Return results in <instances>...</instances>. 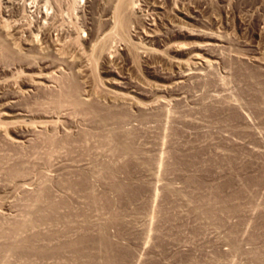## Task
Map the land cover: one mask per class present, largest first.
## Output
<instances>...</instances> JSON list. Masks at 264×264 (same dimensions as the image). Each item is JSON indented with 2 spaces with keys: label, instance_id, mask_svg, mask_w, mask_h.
I'll use <instances>...</instances> for the list:
<instances>
[{
  "label": "rangeland",
  "instance_id": "rangeland-1",
  "mask_svg": "<svg viewBox=\"0 0 264 264\" xmlns=\"http://www.w3.org/2000/svg\"><path fill=\"white\" fill-rule=\"evenodd\" d=\"M25 1L27 7L19 12L24 13L22 18L19 13L9 16L5 12L8 5L0 0L2 23L6 19L12 23L20 20L27 25L24 28L29 26L36 35L43 28L38 30L32 21L42 9L52 15L45 28L49 25L48 30L52 28L54 34L49 31V38L43 39L38 33L39 40L26 28L13 40L0 41V112L7 113L0 120L15 123L2 127L0 123L1 129L6 125L5 137L9 134L7 139L0 137V244L19 243L15 250L0 254V264H264V1L137 0L141 4L139 13L145 14H139L131 23L133 27L126 32L129 36L120 31L122 37L119 32L117 36L116 32L108 35L113 26L103 24L108 0L105 4L99 0L100 5L98 0H32L35 4H30L31 8L30 0H24V4ZM35 6L40 10L35 11ZM29 20L33 28L28 25ZM95 24L102 26L92 40L90 33ZM177 26L187 31L190 28L194 34H209L215 47L195 50L190 53L192 56L160 57L159 53L169 44L204 42L197 36L188 40L175 36ZM13 29L14 26L10 28ZM104 36L109 38L100 43ZM29 37L35 40L30 41ZM101 45L106 51H100ZM130 45L135 48L131 50ZM148 48L157 53H148ZM195 54L213 61L212 65L195 61ZM170 58L188 64L179 67ZM179 72L184 74L183 82L177 85L175 75ZM40 74L49 75V82H43L49 87L29 88L30 91L27 81L31 75ZM74 91L82 97L80 100L89 98L95 102L98 98L96 103L100 106L117 112L126 109L130 117L121 118L123 122L100 121L87 114L86 108L73 104ZM111 91L132 94L133 101L126 103L115 98L120 102L118 106ZM15 95H20L17 104L29 109L28 113L7 107ZM37 106L42 107L40 111ZM18 119L22 125H16ZM36 119L45 120L47 127L43 124V128L41 121L34 123ZM12 125L34 127L20 137L18 127L12 129ZM106 125L115 127V132L120 129L121 139L116 133L114 137V131ZM120 125L128 128L123 127V132V128H116ZM126 130L130 132L125 133ZM103 132L111 133L119 144L124 141L133 146H114L117 143L111 138L112 148ZM15 222L21 224L18 235L12 234ZM44 232L49 233L50 239ZM101 238L109 247L100 244ZM115 242H123L120 249ZM39 248L45 253L37 252Z\"/></svg>",
  "mask_w": 264,
  "mask_h": 264
},
{
  "label": "bare ground",
  "instance_id": "bare-ground-1",
  "mask_svg": "<svg viewBox=\"0 0 264 264\" xmlns=\"http://www.w3.org/2000/svg\"><path fill=\"white\" fill-rule=\"evenodd\" d=\"M5 1V3H6V5H8V7L6 6L5 8L6 9H8V11H5L4 10V8H2V5H1V8L5 11V12H7V14L10 16V15H15V14H17V13H19L22 9H23V7H27V4H28V1L26 2L25 1V3L26 4H24V0H4ZM31 1V2H30ZM29 1V5L30 4H32V0H30ZM99 1V0H98ZM140 1V0H139ZM139 1H138V3H139ZM149 1V0H148ZM153 1V0H152ZM159 1V0H158ZM157 1V2H158ZM200 1V0H199ZM248 1V0H247ZM262 1H264V0H262ZM102 2V1H101ZM100 1H99V5L100 4H102ZM105 2H107V1H105L104 0V4H105ZM151 2V1H150ZM154 2V1H153ZM161 2V1H160ZM164 2H167V1H165L164 0ZM177 2V1H176ZM54 3V2H53ZM178 3V2H177ZM262 3H264V2H262ZM261 3V4H262ZM0 4H1V2H0ZM35 3H34V1H33V4L32 5H34ZM45 4V3H44ZM165 4V3H164ZM256 3H254L253 4V6L255 5ZM263 5V4H262ZM4 6V5H3ZM51 6V5H50ZM138 6H141V4L139 5V4H137V0H136V4H135V0H108V5L106 6V7H104V8H106V18H105V20H103V24H104V26H110V25H112L113 26V28L111 29L110 27H108L109 29H111L110 31L109 30H107V31H109L107 34L109 35V33H115L116 32V36H117V34H119V33H125V35H127L126 34V32L127 33H129V31L130 30H128L129 28H131V27H133V25L130 27V25H131V23L134 21L135 22V19L137 18V16L139 15V14H141V13H139V8L140 7H138ZM165 6V5H164ZM163 6V7H164ZM32 6L30 5V8H31ZM53 7V6H52ZM76 7V6H75ZM160 7V6H159ZM253 8V7H252ZM33 9H36V6H35V8H33ZM45 9H47V8H45ZM103 9V8H102ZM2 10V11H3ZM40 9H36L35 11H39ZM42 10V9H41ZM41 10H40V13H39V15L36 17V19H34L35 21H32V23L34 22L35 23V26H37V28H38V30L40 29L41 30V28H43V31H38V33H40V35H42V37H43V39L44 38H47V36H48V34L49 33H51L52 34V28L50 29V30H48L49 29V25H48V29H46L45 27L47 26L46 25V23L48 22L47 20L49 19V17H51V16H49V13L48 12H41ZM141 10H142V8H141ZM27 11V10H26ZM22 12H23V10H22ZM31 12V11H30ZM29 12V13H30ZM105 12V11H104ZM1 13H3V12H1ZM38 13V12H37ZM144 13V12H143ZM142 13V14H143ZM6 14V13H5ZM6 14V15H7ZM20 15L22 14V13H19ZM24 14V13H23ZM22 14V15H23ZM27 16H28V11H27ZM141 14V15H142ZM145 14V13H144ZM162 14V13H161ZM253 14V13H252ZM2 15V14H1ZM1 15H0V17H1ZM31 15V14H30ZM33 16V15H32ZM144 16V15H143ZM4 17V16H3ZM3 17H1V18H3ZM21 17V16H20ZM25 16L23 15V17L22 18H24ZM139 17V16H138ZM146 17V16H145ZM145 17H141L140 18V20L141 19H143L144 20V18ZM0 18V19H1ZM7 17H5L4 19H6ZM16 18V17H15ZM21 18V19H22ZM29 18V17H28ZM147 18V17H146ZM180 18H182V17H180ZM186 18V17H185ZM3 19V20H4ZM14 18H12V20H13ZM51 19V18H50ZM177 20H178V18H176ZM7 20V21H6ZM6 20H4L3 21V23L4 24H6V22H7V24L9 23V19H6ZM26 20V23H27V19H25ZM53 20V19H52ZM51 20V21H52ZM139 20V21H140ZM187 20V19H186ZM17 21V20H16ZM20 20H18L17 22H15V23H12L11 21H10V23H12V25H11V27H13L14 26V29L13 30H10V28H9V25H10V23H9V25H4L3 23H2V21L0 20V23H1V25H0V41H11V39L13 38V36L14 35H17V34H19L20 33V31L22 32V29H26V28H24L25 26L24 25H26V24H24L23 25V23L21 22H19ZM31 20H29L28 22H30ZM47 21V22H46ZM50 21V23H52ZM176 21V20H175ZM188 21V20H187ZM186 21V22H187ZM190 21V20H189ZM14 22V21H13ZM19 22V23H18ZM25 22V21H24ZM100 22H102V21H100ZM185 22V23H186ZM31 23V22H30ZM30 23H28V25H32V23L30 24ZM49 23V24H50ZM139 23V22H138ZM13 24H15V25H13ZM102 24V23H101ZM102 24V25H103ZM134 24V23H133ZM140 24V23H139ZM149 24V23H148ZM191 24H193V23H191ZM96 25V24H95ZM95 25H93V27L95 26ZM102 25H100L99 24V26H102ZM178 25V24H177ZM182 25V24H181ZM196 25V24H195ZM27 26V25H26ZM33 26L34 25H32V28H33ZM55 26V25H54ZM54 26H53V31H54ZM98 25H96V27H95V29L93 30V31H91V33H90V38H92V40H93V38L95 37V39H96V37H97V35H99V29H100V27L98 26ZM134 26H135V24H134ZM142 26H143V24H142ZM173 26H176V25H173ZM56 27V26H55ZM177 27H179V26H177ZM183 27H184V25H183ZM186 27V26H185ZM28 28H29V26H28ZM27 28V30H23V32L25 31H27V32H29V31H31V33L34 35V37L36 38V35H37V38H39V37H41V36H39L38 37V33L35 35L33 32H32V30L30 29H28ZM35 28V27H34ZM139 28H140V26H139ZM144 28V27H143ZM47 30V31H45V30ZM58 28H56V30H57ZM60 29V28H59ZM58 29V30H59ZM106 29V28H105ZM116 29H118L119 31H115ZM188 29V28H187ZM35 30V29H34ZM62 30H64L63 28H62ZM61 30V31H62ZM136 30V29H135ZM37 31V30H36ZM50 31V32H49ZM60 31V30H59ZM65 31V30H64ZM120 31H122V32H120ZM145 31V30H144ZM174 31V30H173ZM191 30H190V28H189V31H187V30H185L184 28H181V27H179V28H177L176 30H175V36H177V37H181V38H183V39H192L193 37H195V36H197L198 37V40H200L201 39V41L202 40H204V42L203 43H199V41L197 42V43H192V44H190V43H188V44H190V45H192V46H190V45H188L187 44V46L185 45V43H184V45L182 44V43H172V44H169L168 45V48H166V49H164V51H158V53L159 52H161V53H159L160 54V57H164V58H166L165 56H167V58L168 57H171V56H169L170 54H172V55H174V54H184V55H186V54H192L193 53V51H195V50H199V51H205V50H208L209 49V47H212L213 45H214V47H215V44H214V42H210V41H212L213 39H211V37H209V34H207V33H205V32H201L200 34H194L192 31L190 32ZM197 31V30H196ZM203 31V30H202ZM262 31V30H261ZM35 32V31H34ZM49 32V33H48ZM56 32V31H55ZM58 32V31H57ZM119 32V33H118ZM143 32V31H142ZM36 33V32H35ZM59 33V32H58ZM65 33V32H64ZM67 33V32H66ZM123 33L122 34H119V36H123ZM135 33V32H134ZM199 33V32H198ZM54 34V33H53ZM52 34V35H53ZM105 34V33H104ZM132 34V33H131ZM59 35H60V33H59ZM64 34H62V36H63ZM77 35V34H76ZM103 35V34H102ZM106 35V34H105ZM110 35H113V34H110ZM130 35V34H129ZM129 35H127V36H129ZM146 35H147V33H146ZM51 36V35H50ZM65 36V35H64ZM68 36V35H67ZM71 36V35H70ZM137 36V35H136ZM140 36V35H139ZM19 37V36H18ZM21 37H23V35L21 36ZM58 37V36H57ZM73 37V36H72ZM103 37V36H102ZM105 38H102V39H104V40H102L100 43H103L107 38H109V37H106V36H104ZM196 37V38H197ZM16 38V37H15ZM26 38V37H25ZM49 38V37H48ZM47 38V39H48ZM59 38H60V36H59ZM58 38V39H59ZM64 38V37H63ZM63 38H62V40H63ZM65 38H66V36H65ZM123 38H125V37H123ZM127 38V37H126ZM173 38H174V36H173ZM200 38V39H199ZM42 39V38H41ZM47 39H46V41H47ZM50 39H52L51 37H50ZM56 39V38H55ZM100 39V38H99ZM171 39H172V37H171ZM175 39V38H174ZM180 39V38H179ZM13 40V39H12ZM29 40L31 41V40H35V39H30V37H29ZM39 40H40V38H39ZM38 40V41H39ZM101 40V39H100ZM124 40V39H123ZM133 40V39H132ZM176 40V39H175ZM174 40V41H175ZM177 40H178V38H177ZM181 40V39H180ZM186 40V41H187ZM30 41H28L27 40V42H30ZM59 41H61V40H59ZM127 41V40H126ZM165 41H167V40H165ZM164 41V42H165ZM172 41H173V39H172ZM200 41V42H201ZM215 41V40H214ZM111 42V41H110ZM135 42V41H134ZM153 42H154V40H153ZM169 42V41H168ZM180 42H182V41H180ZM1 43V42H0ZM34 43H36V42H34ZM128 43H129V40H128ZM127 43V44H128ZM8 44V43H7ZM96 44V43H95ZM105 44H106V42H105ZM135 44V43H134ZM195 44V45H194ZM4 45V44H3ZM142 45V44H141ZM219 45V44H218ZM2 45H0V48H2L1 47ZM104 46V45H103ZM103 46L101 45V46H98V48L99 47H101V48H99L100 49V51H103L104 52V50L105 49H103ZM143 46V45H142ZM106 47V46H105ZM130 49L131 50H133L132 49V47L133 48H135L134 47V45H130ZM163 47H164V45H163ZM5 48L7 49V47L5 46ZM4 48V49H5ZM96 48V47H95ZM97 48V50L96 51H98L99 49ZM107 48V47H106ZM103 49V50H102ZM145 49V48H144ZM148 49H150V50H148ZM147 50L149 51L148 53H150L151 54V52L150 51H152V53H157L155 50H152L151 48H148ZM156 49H158V48H156ZM194 49V50H193ZM214 49V48H213ZM130 50V51H131ZM136 50V49H135ZM147 50H144L145 52L147 51ZM106 51V50H105ZM108 51H110V50H108ZM155 51V52H154ZM18 52V51H17ZM103 52L101 53V54H103ZM134 52V51H133ZM132 52V53H133ZM138 52V51H137ZM139 53V52H138ZM200 53V52H199ZM83 54V53H82ZM190 54V55H191ZM110 55V54H109ZM136 55V54H135ZM157 55V54H156ZM164 55V56H163ZM11 56V55H10ZM98 56V55H97ZM181 56V55H180ZM187 56V55H186ZM192 56V55H191ZM33 57V56H32ZM70 57V56H69ZM136 57V56H135ZM147 57V56H146ZM175 57H177V56H175ZM0 58H2L1 56H0ZM64 58V57H63ZM84 58V57H83ZM110 58H111V56H110ZM166 58V59H167ZM193 59H195V61L196 60H203V61H205V62H207L208 64H210L211 63V65H212V62L213 61H211V60H208V59H206L205 60V57H202L200 54H195L193 57H192ZM204 58V59H203ZM38 59V58H37ZM171 59V58H170ZM169 59V61L171 62H173L176 66H181L183 63L185 64V62L184 61H182L181 62V60L180 61H176V60H173V59H171L170 60ZM107 60V59H106ZM4 61V60H3ZM189 61H190V59H189ZM188 61V62H189ZM192 61V60H191ZM190 61V62H191ZM194 61V62H195ZM203 61H200V63L201 62H203ZM94 62V61H93ZM193 62V65H195L196 63H194ZM47 63V62H46ZM51 63V62H50ZM54 63V62H53ZM169 63V62H168ZM173 63H170V64H172L173 65ZM262 63V62H261ZM62 64V63H61ZM186 64H188V63H186ZM185 64V65H186ZM190 64V63H189ZM199 64V62L197 61V64L195 65V66H197ZM207 64V65H208ZM184 65V66H185ZM190 65H192V64H190ZM204 65V64H203ZM240 65V64H239ZM36 66V65H35ZM174 66V65H173ZM183 66V65H182ZM45 67V66H44ZM178 67V68H179ZM188 67V66H187ZM240 67V66H239ZM242 67V66H241ZM262 67V66H261ZM30 68V67H29ZM134 68V67H133ZM185 68V67H184ZM191 69V68H190ZM94 72V71H93ZM21 73V72H20ZM79 73H82V72H79ZM139 73V72H138ZM183 73V72H182ZM182 73H177L176 75H175V77H176V81L177 82H175V84H177V85H179L181 82H183L181 79L183 78V75L184 74H182ZM28 74V73H27ZM140 74V73H139ZM93 75V74H92ZM47 76H49V75H45V74H40V75H38L37 77H32V75H31V79L29 80V81H27V86H28V89L29 88H33V89H38V88H41L42 86L44 87V86H46V85H48V87H49V84H45L44 85V83L43 82H47L48 81V77ZM51 76V75H50ZM30 78V76L29 75H27V78ZM262 77V76H261ZM24 78V77H23ZM28 78V79H29ZM36 79V80H34V79ZM89 78V77H88ZM55 79V78H54ZM97 79V78H96ZM71 80H72V78H71ZM219 80V79H218ZM70 81V80H69ZM129 81V80H128ZM204 81V80H203ZM6 82V81H5ZM18 82V81H17ZM21 82V81H20ZM49 82V81H48ZM59 82V81H58ZM96 82V81H95ZM209 82V81H208ZM216 82V81H215ZM220 82V81H219ZM135 83V82H134ZM1 84V83H0ZM3 84V83H2ZM64 84V83H63ZM95 84V83H94ZM126 84H127V81H126ZM131 84V83H130ZM200 84V83H199ZM76 85V84H75ZM128 85V84H127ZM71 86V85H70ZM130 86V85H129ZM175 86V85H174ZM47 87V86H46ZM47 87V88H48ZM63 87V86H62ZM66 87V86H65ZM75 87V86H74ZM163 87H165V88H170L169 86H163ZM45 88V87H44ZM46 88V89H47ZM149 88V87H148ZM35 89V90H36ZM30 91H31V89H29ZM40 90V89H39ZM41 90H44V89H41ZM40 90V91H41ZM74 90V89H73ZM148 90V89H147ZM69 91V90H68ZM67 91V92H68ZM106 91H108V90H106ZM105 91V92H106ZM150 91V90H149ZM35 92V91H34ZM51 92V91H50ZM54 92V91H53ZM74 92H75V94H74ZM72 94V96H71V98L74 96L75 98L73 99L74 101H73V104L74 105H76V106H81V107H84V108H86L85 110H87V114H91V116H93L94 118L95 117H97L100 121L101 120H105V119H109V121H110V119H111V122H113L112 120H114V121H120L121 122V120L123 119V118H127V116H129L128 114H129V112L126 110V109H123V110H121L120 112H117V111H114V110H112V109H107L106 107H103V106H100L99 104H97L96 103V101L98 100V98H97V100L94 102V101H92L91 99L89 100V98L87 99V100H85V98H83L82 100H80L81 98L80 97H78L77 96V91H74ZM227 92V91H226ZM39 93V92H38ZM43 93V92H42ZM47 93V92H46ZM110 93V92H109ZM25 94V93H24ZM56 94V93H55ZM94 94V93H93ZM97 94V93H96ZM103 94H105V93H103ZM128 93H122L121 91H111V94H110V96L115 100L114 102H118V101H116V99L118 100H120V102H121V100H123V101H133V96H129V95H127ZM130 94V93H129ZM245 94V93H244ZM35 95V94H34ZM80 95V94H79ZM108 94L106 93V96H107ZM229 95V94H228ZM109 96V95H108ZM109 96V97H110ZM164 96V95H163ZM177 96V95H176ZM69 97H70V95H69ZM89 97V96H88ZM19 98H20V95L18 96V95H15V96H13L12 97V100L11 101H9L8 103H7V107H8V105H10L9 106V108L11 107L12 109H13V111L15 112H22V114L23 113H28L29 111V109H27V108H25V107H22L21 105H18L17 104V99L19 100ZM68 98V97H67ZM80 98V99H79ZM112 98H109L110 100L112 99ZM116 98V99H115ZM173 98V97H172ZM181 98V97H180ZM223 98V97H222ZM60 99V98H59ZM108 99V98H107ZM108 99V100H109ZM112 99V100H113ZM111 100V102H113ZM181 100V99H180ZM180 100L178 101V103L180 102ZM222 100V99H221ZM264 100V99H263ZM68 101V100H67ZM141 101H143V100H141ZM140 101V102H141ZM120 102H118V106H119V103ZM158 102V101H157ZM260 102V101H259ZM42 103V102H41ZM127 103V102H126ZM209 103V102H208ZM215 103V102H214ZM263 103V102H262ZM56 104V103H55ZM117 104V103H116ZM122 104V103H121ZM137 104H139L140 105V103L138 102ZM210 104V103H209ZM73 105V106H74ZM125 105V104H124ZM138 105V106H139ZM142 105V104H141ZM153 105V104H152ZM162 105V104H161ZM44 106V105H43ZM48 106V105H47ZM131 106H133V104H131ZM38 107V106H37ZM124 107H126V106H124ZM128 107V106H127ZM162 107V106H161ZM165 107V106H164ZM213 107V106H212ZM241 107V106H240ZM254 107V106H253ZM39 109V111L41 110V108L40 107H38ZM74 108V107H73ZM120 108V107H119ZM129 108V107H128ZM127 108V109H128ZM147 108H149V106L147 107ZM202 108H203V106H202ZM72 109V108H71ZM76 109V108H75ZM163 109V108H162ZM192 109V108H191ZM231 109V108H230ZM32 110H33V108H32ZM147 110V109H146ZM202 110V109H201ZM216 110V109H215ZM12 111V110H11ZM45 111H47V110H45ZM44 110H43V112H45ZM72 111V110H71ZM104 111V112H103ZM132 111V110H131ZM154 111V110H153ZM167 111V110H166ZM32 112V111H31ZM85 112V111H84ZM133 112V111H132ZM155 112V111H154ZM38 113V112H37ZM143 113V112H142ZM150 113V112H149ZM171 113V112H170ZM196 113V112H195ZM21 114V113H20ZM45 114V113H44ZM43 114V115H44ZM136 114V113H135ZM159 114V113H158ZM6 115H7V113L6 114H4L3 112L1 113L0 112V116L1 117H4V118H6ZM9 115V114H8ZM32 115H33V112H32ZM39 115V114H38ZM167 114H165V116H166ZM175 115V114H174ZM244 115V114H243ZM71 116V115H70ZM90 116V115H89ZM208 116V115H207ZM1 117H0V119H1ZM40 118H41V116H39ZM130 117V116H129ZM246 117V116H245ZM93 118V119H94ZM122 118V119H121ZM133 118V117H132ZM148 118V117H147ZM239 118V117H238ZM120 119V120H119ZM177 119V118H176ZM193 119V118H192ZM243 119V118H242ZM249 119V118H248ZM4 120V119H3ZM123 120H126V119H123ZM123 120H122V122H123ZM199 120V119H198ZM203 120V119H202ZM1 122V124H3V125H1V127L2 126H4V124H7V123H9L10 125L11 124H13V122H9L8 120H5L6 122L5 123H2V120H0ZM8 121V122H7ZM20 120L18 119V121H15L16 122V125L18 124V123H21V125L23 124L22 122H19ZM40 121H41V123H42V125L41 126H43V124H44V122H45V120L43 121V120H37L36 119V121H34V123H36L37 122V124H39L40 123ZM48 121V120H47ZM56 121V120H55ZM98 121V120H97ZM108 121V122H109ZM127 121H128V119H127ZM127 121L125 122V124L127 125ZM133 121V120H132ZM137 121V120H136ZM25 122V121H24ZM39 122V123H38ZM53 122V121H52ZM91 122V121H90ZM169 122H171V121H169ZM208 122H210V121H208ZM26 123V122H25ZM29 123V122H28ZM46 123V122H45ZM55 123V122H54ZM56 123H57V121H56ZM79 123V122H78ZM217 123V122H216ZM9 124L7 125V126H9ZM47 124V123H46ZM84 124V123H83ZM105 124H107V123H105ZM104 124V125H105ZM112 124V123H111ZM116 124V123H115ZM118 124V123H117ZM122 124V123H121ZM13 125H15V123L13 124ZM12 125V129H13V127H15V126H13ZM20 125V127H18L19 126V124H18V126H16V127H18L17 129H18V131H16V132H18V133H20V137H22V136H24L27 132L29 133V132H31V130H33L32 128L35 126V124H34V126L33 125H31L32 127H30V125H23V126H21ZM48 125V124H47ZM126 125H125V127L124 128H128V127H126ZM37 126V125H36ZM38 126H40V125H38ZM44 126H46L45 124H44ZM43 126V128H45ZM68 126V125H67ZM80 126V125H79ZM84 126V125H83ZM113 126V125H112ZM115 126V125H114ZM113 126V127H114ZM1 127H0V137L1 136H3V137H5V131L7 130L6 129V125H5V129L3 128V129H1ZM16 127L14 128V129H16ZM47 127V126H46ZM106 127H108V129H109V131L112 129V127L110 126H108V125H106ZM123 128L121 125L120 126H117L116 128L118 129V128ZM133 127V126H132ZM177 127V126H176ZM239 127V126H238ZM245 127V126H244ZM8 128V127H7ZM10 128V129H11ZM36 128V127H35ZM123 128V132H124V129ZM241 128V127H240ZM9 129V128H8ZM9 129V130H10ZM102 129H105V128H102ZM136 129V128H135ZM243 129V128H242ZM5 130V131H4ZM113 131L114 130H116L115 129V127L112 129ZM176 130V129H175ZM206 130V129H205ZM214 130V129H213ZM238 130H239V128H238ZM241 130V129H240ZM77 131V130H76ZM103 131V130H102ZM106 131H108L107 129H106ZM108 131V132H109ZM113 131H111L112 132V134H113ZM152 131V130H151ZM165 131V130H164ZM9 132V131H8ZM13 132H15V131H13ZM34 132H35V130H34ZM107 132V133H108ZM117 132H119V133H117ZM122 132V131H121ZM126 132H130V131H125V133ZM131 132H133V131H131ZM187 132V131H186ZM198 132V131H197ZM44 133V132H43ZM104 133V132H103ZM106 133V134H107ZM115 133L117 134V139L118 140H120L121 139V137L119 136V134H122V133H120V129H119V131H114V137H116V135H115ZM125 133H123V135L125 134ZM8 134V133H7ZM48 134V133H47ZM78 134H80V133H78ZM105 133H104V135H106ZM111 133H109V134H107L106 136H105V139H106V137L108 138V141L107 140H105L106 142H108L111 146H112V142L114 141V142H116L115 141V138H113ZM129 134V133H128ZM132 134V133H131ZM130 134V135H131ZM9 135V134H8ZM7 135V136H8ZM28 135V134H27ZM41 135V134H40ZM56 135V134H55ZM99 135V134H98ZM108 135H110L109 137H108ZM6 136V137H7ZM29 136V135H28ZM118 136H119V138H118ZM157 136V135H156ZM204 136H205V134H204ZM213 136V135H212ZM5 137V138H6ZM9 137V136H8ZM7 137V138H8ZM43 137V136H42ZM96 137H98L97 135H96ZM203 137V136H202ZM234 137V136H233ZM6 138V139H7ZM60 138V137H59ZM85 138V137H84ZM101 138V137H100ZM99 138V139H100ZM111 138H113L112 140L113 141H111ZM124 138V137H123ZM5 139V140H6ZM63 139V138H62ZM104 138H102V140H103ZM135 139V138H134ZM23 140V139H22ZM30 140V139H29ZM79 140V139H78ZM117 140V144H113L114 146L116 145H118L119 144V141ZM166 140V139H165ZM8 141H10V139L8 140ZM18 141H19V139H18ZM18 141H16L15 143L17 144V142ZM49 141V140H48ZM58 141V140H57ZM109 141H111V142H109ZM129 141V140H128ZM23 142V141H22ZM102 142H104V141H102ZM123 143H120V144H124V141H122ZM11 143V142H10ZM19 143H20V141H19ZM34 143V142H33ZM108 143H107V145H108ZM112 143V144H111ZM126 143V142H125ZM49 144V143H48ZM53 144V143H52ZM104 144V143H103ZM120 144H119V146H120ZM185 144V143H184ZM189 144V143H188ZM39 145V144H38ZM74 145H76V144H74ZM95 145V144H94ZM124 145H128L129 146V143H127V144H124ZM52 146V145H51ZM109 146V145H108ZM127 146V149H129V147L131 146H129L128 147ZM133 146V145H132ZM131 146V147H132ZM137 146V145H136ZM142 146V145H141ZM200 146V145H199ZM101 147V146H100ZM106 147V146H105ZM102 148V147H101ZM112 148H113V146H112ZM116 148H118V147H116ZM103 149V148H102ZM111 149V148H110ZM126 149V150H127ZM135 149V148H134ZM13 150V149H12ZM90 150V149H89ZM106 150V149H105ZM125 150V149H124ZM138 150V149H137ZM136 150V151H137ZM143 150V149H142ZM164 150V149H163ZM189 150V149H188ZM191 150V149H190ZM257 150V149H256ZM45 151V150H44ZM101 151V150H100ZM113 151V150H112ZM134 151V150H133ZM151 151V150H150ZM162 151V150H161ZM104 152H106V151H104ZM97 153V152H96ZM99 153V152H98ZM103 153V152H102ZM113 153V152H112ZM118 153V152H117ZM119 153H120V151H119ZM34 154V153H33ZM64 154V153H63ZM106 154V153H105ZM110 153H108V155H109ZM142 154V153H141ZM174 154V153H173ZM221 154V153H220ZM225 154V153H224ZM36 155V154H35ZM102 155V154H101ZM120 155V154H119ZM135 155V154H134ZM176 155V154H175ZM37 156V155H36ZM95 156V155H94ZM163 156V155H162ZM257 156V155H256ZM122 157V156H121ZM134 157H136V156H134ZM146 157V156H145ZM223 157V156H222ZM44 158V157H43ZM60 158V157H59ZM112 158V157H111ZM198 158V157H197ZM41 159V158H40ZM182 159V158H181ZM20 160V159H19ZM60 160V159H59ZM59 160H57V161H59ZM68 160V159H67ZM104 160V159H103ZM111 160V159H110ZM149 160V159H148ZM175 160V159H174ZM41 161V160H40ZM46 161V160H45ZM93 161V160H92ZM100 161V160H99ZM176 161V160H175ZM66 162V161H65ZM109 162V161H108ZM125 162V161H124ZM123 162V163H124ZM156 162V161H155ZM180 162H181V160H180ZM233 162V161H232ZM11 163V162H10ZM100 163V162H99ZM105 163L107 164V162L105 161ZM110 163H112V162H110ZM122 163V164H123ZM149 163V162H148ZM85 164V163H84ZM93 164V163H92ZM101 164V163H100ZM144 164V163H143ZM159 164V163H158ZM177 164V163H176ZM9 165V164H8ZM83 165V164H82ZM87 165V164H86ZM97 165V164H96ZM99 165V164H98ZM108 165H109V163H108ZM112 165H113V163H112ZM111 165V166H112ZM115 165V164H114ZM118 165H121L120 163L118 164ZM126 165V164H125ZM124 165V166H125ZM13 166V165H12ZM80 166V165H79ZM107 166V165H106ZM110 166V167H111ZM117 166V165H116ZM151 166V165H150ZM87 167V166H86ZM91 167V166H90ZM104 167V166H103ZM144 167H146L145 165H144ZM174 167V166H173ZM85 168V167H84ZM100 168H102V167H100ZM105 168V167H104ZM129 168V167H128ZM157 168V167H156ZM78 169V168H77ZM90 168H88V170H89ZM108 169V168H107ZM120 169V168H119ZM126 169V168H125ZM153 169V168H152ZM75 170V169H74ZM93 170V169H92ZM117 170V169H116ZM156 170V169H155ZM1 171V170H0ZM14 171V170H13ZM81 171H82V169H81ZM114 171V170H113ZM172 171V170H171ZM16 172V171H15ZM82 172H84V171H82ZM101 172V171H100ZM18 173V172H17ZM16 173V174H17ZM72 173V172H71ZM104 173V172H103ZM121 173H123V172H121ZM148 173V172H147ZM1 174V173H0ZM4 174V173H3ZM160 174V173H159ZM12 176L13 175H15V173L14 174H11ZM41 175V174H40ZM44 175V174H43ZM105 175V174H104ZM117 175V174H116ZM229 175V174H228ZM3 176V175H2ZM19 176V175H18ZM157 176V175H156ZM90 177V176H89ZM95 177V176H94ZM106 177H107V175H106ZM109 177V176H108ZM116 177V176H115ZM122 177V176H121ZM152 177V176H151ZM178 177V176H177ZM28 178V177H27ZM68 178V177H67ZM85 178V177H84ZM87 178V177H86ZM98 178V177H97ZM105 178V177H104ZM159 178V177H158ZM19 179V178H18ZM39 179V178H38ZM72 179V178H71ZM74 179V178H73ZM90 179V178H89ZM88 179V181H90ZM108 179V178H107ZM112 179V178H111ZM117 179V178H116ZM126 179V178H125ZM9 180V179H8ZM14 180V179H13ZM113 180V179H112ZM242 180V179H241ZM264 180V179H263ZM22 181V180H21ZM32 181V180H31ZM107 181V180H106ZM110 181V180H109ZM126 181V180H125ZM166 181V180H165ZM33 182V181H32ZM90 182H93V181H90ZM154 182V181H153ZM172 182V181H171ZM181 182V181H180ZM16 183V182H15ZM29 183V182H28ZM112 183V182H111ZM122 183V182H121ZM134 183V182H133ZM206 183V182H205ZM211 183V182H210ZM217 183V182H216ZM75 184V183H74ZM80 184V183H79ZM120 184V183H119ZM171 185H172V183H170ZM23 185V184H22ZM46 185V184H45ZM71 185V184H70ZM69 185V186H70ZM114 185V184H113ZM130 185V184H129ZM225 185V184H224ZM80 186H81V184H80ZM123 186V185H122ZM125 186V185H124ZM174 186H175V184H174ZM19 187V186H18ZM17 187V188H18ZM23 187V186H22ZM117 187H119V185L117 186ZM127 187V186H126ZM172 187V186H171ZM42 188V187H41ZM45 188V187H44ZM71 188H73V187H71ZM115 188V187H114ZM113 188V189H114ZM121 188V187H120ZM128 188V187H127ZM174 188V187H173ZM65 189V188H64ZM123 189V188H122ZM44 190V189H43ZM117 190H119V188L117 189ZM125 190V189H124ZM253 190V189H252ZM119 191H121V190H119ZM123 191V190H122ZM126 191V190H125ZM255 191V190H254ZM43 192V191H42ZM49 192V191H48ZM95 192V191H94ZM177 192V191H176ZM32 193V192H31ZM106 193V192H105ZM108 194V193H107ZM113 194V193H112ZM157 194V193H156ZM159 194V193H158ZM157 194V195H158ZM217 194V193H216ZM32 195V194H31ZM42 195V194H41ZM40 195V196H41ZM36 196V195H35ZM34 196V197H35ZM40 196H39V199H41L40 198ZM25 197V196H24ZM44 197V196H43ZM68 197V196H67ZM95 197V196H94ZM108 197V196H107ZM117 197V196H116ZM5 198V197H4ZM47 198V197H46ZM231 198V197H230ZM94 199V198H93ZM114 199V198H113ZM2 200V199H1ZM43 200V199H42ZM162 200V199H161ZM213 200V199H212ZM41 201V200H40ZM109 201V200H108ZM249 201V200H248ZM263 201V200H262ZM23 202V201H22ZM62 202V201H61ZM74 202V201H73ZM101 202V201H100ZM114 202V201H113ZM116 202V201H115ZM230 202V201H229ZM243 202V201H242ZM251 202V201H250ZM260 202V201H259ZM15 203H16V201H15ZM40 203V202H39ZM48 203V202H47ZM52 203V202H51ZM50 203V204H51ZM68 203V202H67ZM195 203V202H194ZM236 203V202H235ZM35 204H37V203H35ZM41 204V203H40ZM53 204V203H52ZM233 204V203H232ZM12 205V204H11ZM60 205V204H59ZM63 205H66L65 203L63 204ZM92 205V204H91ZM257 205H258V203H257ZM44 206V205H43ZM51 206V205H50ZM55 206V205H54ZM52 207V206H51ZM79 207V206H78ZM112 207V206H111ZM200 207V206H199ZM213 207V206H212ZM39 208H40V205H39ZM47 208H48V204H47ZM47 208H45V209H47ZM34 209V208H33ZM37 209V208H36ZM51 209V208H50ZM55 208H53V210H54ZM94 209V208H93ZM25 210V209H24ZM38 210V209H37ZM42 210H44L43 208H42ZM42 210H40V214H41V211ZM52 210V211H53ZM106 210V209H105ZM136 210V209H135ZM213 210V209H212ZM256 210V209H255ZM254 210V211H255ZM26 211V210H25ZM48 211V210H47ZM123 211V210H122ZM157 211V210H156ZM205 211V210H204ZM217 211V210H216ZM30 212V211H29ZM158 212V211H157ZM233 212V211H232ZM137 213V212H136ZM220 213V212H219ZM45 214H47V213H45ZM189 214V213H188ZM257 214V213H256ZM8 215V214H7ZM50 215V214H49ZM84 215H85V213H84ZM155 215V214H154ZM25 216V215H24ZM35 216V215H34ZM41 216V215H40ZM169 216V215H168ZM255 216V215H254ZM39 217V216H38ZM42 217V216H41ZM43 218V217H42ZM45 218H46V216H45ZM143 218H144V216H143ZM242 218V217H241ZM244 218V217H243ZM19 219V218H18ZM46 219H48V218H46ZM224 219V218H223ZM87 220V219H86ZM104 220V219H103ZM108 220V219H107ZM115 220V219H114ZM55 221V220H54ZM109 221V220H108ZM29 222V221H28ZM101 222H103V221H101ZM107 222V221H106ZM157 222V221H156ZM9 223V222H8ZM15 223H17V222H15ZM30 223V222H29ZM33 223V222H32ZM31 223V224H32ZM38 223V222H37ZM77 223V222H76ZM128 223V222H127ZM204 223V222H203ZM80 224V223H79ZM197 224V223H196ZM254 224V223H253ZM25 225V224H24ZM27 225H28V223H27ZM37 225V224H36ZM35 225V226H36ZM85 225V224H84ZM90 225V224H89ZM93 225V224H92ZM97 225V224H96ZM4 226V225H3ZM10 226V225H9ZM142 226V225H141ZM235 226V225H234ZM8 227V226H7ZM70 227V226H69ZM178 227V226H177ZM176 227V228H177ZM255 227V226H254ZM12 228H13V230H12V234H13V232L15 233V234H17L18 235V233L20 232V229H21V224H15V226L13 227L12 226ZM65 228H67V227H65ZM112 228V227H111ZM114 228V227H113ZM134 228V227H133ZM152 228V227H151ZM262 228V227H261ZM6 229V228H5ZM33 229V228H32ZM71 229V228H70ZM264 229V228H263ZM68 230V229H67ZM80 230V229H79ZM226 230V229H225ZM241 230V229H240ZM4 231V230H3ZM6 231V230H5ZM19 231V232H18ZM63 231V230H62ZM95 231V230H94ZM96 231H97V229H96ZM119 231V230H118ZM11 232V231H10ZM80 232V231H79ZM2 233H4V232H2ZM33 233V232H32ZM44 233H46V232H44ZM56 233V232H55ZM62 233V232H61ZM60 233V234H61ZM84 233V232H83ZM89 233V232H88ZM147 233V232H146ZM181 233V232H180ZM1 234V233H0ZM22 234V233H21ZM47 234V233H46ZM45 234V235H46ZM49 234V233H48ZM47 234V236H49ZM52 234V233H51ZM87 234V233H86ZM90 234H91V230H90ZM92 234H93V232H92ZM103 233H101L100 235H102ZM208 234V233H207ZM216 234V233H215ZM257 234V233H256ZM37 235H38V233H37ZM36 235V236H37ZM63 235V234H62ZM78 235H80V234H78ZM77 235V236H78ZM95 235H96V233H95ZM98 235V234H97ZM142 235V234H141ZM238 235V234H237ZM6 236V235H5ZM9 236V235H8ZM46 236V237H47ZM61 236V235H60ZM59 236V237H60ZM83 236V235H82ZM105 236V235H104ZM15 237V236H14ZM18 237V236H17ZM23 237V236H22ZM52 237V236H51ZM57 237V235L55 236V238ZM74 237V236H73ZM84 237V236H83ZM115 237V236H114ZM203 237V236H202ZM11 238H12V236H11ZM30 238V237H29ZM28 238V239H29ZM41 238H43V236L41 237ZM40 238V239H41ZM48 238V237H47ZM80 238V237H79ZM113 238V237H112ZM225 238V237H224ZM8 239V238H7ZM13 239V238H12ZM23 239V238H22ZM34 239V238H33ZM44 239V238H43ZM46 239V238H45ZM49 239H50V236H49ZM62 239V238H61ZM68 239V238H67ZM72 239V238H71ZM3 240V239H2ZM9 240V239H8ZM27 240V239H26ZM48 240V239H47ZM101 241V243L100 244H104V246H107V245H109V244H107L108 242H106L105 240H104V243H103V238H101L100 239ZM176 240V239H175ZM14 241V240H13ZM29 241H30V239H29ZM34 241V240H33ZM42 241V240H41ZM72 241V240H71ZM75 241V240H74ZM84 241V240H83ZM112 241H114V240H112ZM245 241V240H244ZM36 242V241H35ZM39 242V241H38ZM139 242V241H138ZM241 242V241H240ZM252 242V241H251ZM257 242V241H256ZM4 243V242H3ZM5 243H7V242H5ZM22 243V242H21ZM30 243H32L31 241H30ZM29 243V244H30ZM40 243V242H39ZM46 243V242H45ZM49 243V242H48ZM55 243V242H54ZM72 243H74V242H72ZM105 243H106V245H105ZM113 243V242H112ZM123 242H120V244H122ZM242 243V242H241ZM19 243H18V241H16V243H9L8 245H1L0 244V254H2V252L3 251H5V250H10V251H12V250H15L14 248H18V245ZM52 244V243H51ZM69 244V243H68ZM74 244H76V243H74ZM115 244H117V246L119 247V249L121 248V246H119L120 244H118V243H116L115 242ZM24 245V244H23ZM22 245V246H23ZM38 244H36V246H37ZM41 245V244H40ZM43 245V244H42ZM41 245V246H42ZM101 245V246H102ZM113 245V244H112ZM16 246V247H15ZM21 246V245H20ZM21 246V247H22ZM32 246V245H31ZM34 246V245H33ZM36 246H34V248H36ZM39 246V245H38ZM57 246V245H56ZM61 246V245H60ZM72 246V245H71ZM89 246V245H88ZM115 246V245H114ZM117 246H115V247H117ZM235 246V245H234ZM45 247V246H44ZM43 247V249H45ZM64 246H62V247H56V249L54 250V251H56L57 249H62ZM107 247H109V246H107ZM118 247H117V250H119L118 249ZM123 247V246H122ZM125 247V246H124ZM158 247V246H157ZM180 247V246H179ZM200 247V246H199ZM217 247V246H216ZM33 248V250H35ZM38 248V247H37ZM42 248V247H41ZM49 248V247H48ZM52 248V247H51ZM75 248V247H74ZM77 248V247H76ZM87 248V247H86ZM89 248V247H88ZM102 248V247H101ZM130 248V247H129ZM66 249V248H65ZM73 249V248H72ZM77 249H79V247L77 248ZM91 249V248H90ZM93 249V248H92ZM110 248H108L107 250H109ZM128 249V248H127ZM32 250V249H31ZM30 250V251H31ZM39 251H37V252H39L40 253V251L42 252V253H45V251L44 250H41L40 248L38 249ZM50 250V249H49ZM66 250H68V249H66ZM71 250V249H70ZM73 250H75V249H73ZM133 250V249H132ZM149 250V249H148ZM76 251V250H75ZM82 251V250H81ZM99 251V250H98ZM120 251V250H119ZM172 251V250H171ZM204 251V250H203ZM17 252V251H16ZM47 252V251H46ZM51 252V251H50ZM77 252V251H76ZM100 252V251H99ZM236 252H237V250H236ZM7 253V252H6ZM10 254L12 253V252H9ZM19 253H20V251H19ZM35 253H36V250H35ZM38 253V254H39ZM68 253H69V251H68ZM77 253H79V252H77ZM105 253V252H104ZM113 253V252H112ZM24 254V253H23ZM41 254V253H40ZM166 254V253H165ZM8 255V254H7ZM14 255H16L15 253H14ZM36 255V254H35ZM48 255H51V253L50 254H48ZM107 255V254H106ZM207 255V254H206ZM245 255V254H244ZM2 256V255H1ZM37 256V255H36ZM41 256V255H40ZM69 256H71V255H69ZM25 257V256H24ZM38 257V256H37ZM57 257V256H56ZM66 257V256H65ZM98 257H100L99 255H98ZM60 258V257H59ZM72 258H73V256H72ZM109 258V257H108ZM139 258V257H138ZM14 259V258H13ZM37 259V258H36ZM69 259V258H68ZM71 259V258H70ZM77 259V258H76ZM79 259V258H78ZM92 259V258H91ZM101 259H103V258H101ZM106 259V258H105ZM120 259V258H119ZM122 259V258H121ZM49 260V259H48ZM14 261V260H13ZM57 261V260H56ZM74 261V260H73ZM79 261V260H78ZM106 261V260H105ZM146 261V260H145ZM76 262V261H75ZM74 262V263H75ZM92 262V261H91ZM209 262H211V260L209 261ZM1 263V262H0ZM6 263V262H5ZM39 263V262H38ZM78 263H80V262H78ZM62 264V263H61ZM77 264V263H76ZM89 264H92V263H89ZM105 264V263H104Z\"/></svg>",
  "mask_w": 264,
  "mask_h": 264
},
{
  "label": "built area",
  "instance_id": "built-area-1",
  "mask_svg": "<svg viewBox=\"0 0 264 264\" xmlns=\"http://www.w3.org/2000/svg\"><path fill=\"white\" fill-rule=\"evenodd\" d=\"M254 264H256V263H254ZM257 264H259V263H257Z\"/></svg>",
  "mask_w": 264,
  "mask_h": 264
}]
</instances>
